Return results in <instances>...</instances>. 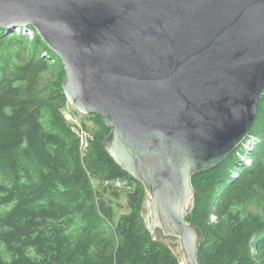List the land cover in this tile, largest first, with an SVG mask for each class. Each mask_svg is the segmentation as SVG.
Instances as JSON below:
<instances>
[{
  "label": "water",
  "instance_id": "95a60500",
  "mask_svg": "<svg viewBox=\"0 0 264 264\" xmlns=\"http://www.w3.org/2000/svg\"><path fill=\"white\" fill-rule=\"evenodd\" d=\"M32 28L63 92L110 129L103 145L146 194L154 242L199 264L192 178L247 137L264 90V0H0V28Z\"/></svg>",
  "mask_w": 264,
  "mask_h": 264
},
{
  "label": "trees",
  "instance_id": "16d2710c",
  "mask_svg": "<svg viewBox=\"0 0 264 264\" xmlns=\"http://www.w3.org/2000/svg\"><path fill=\"white\" fill-rule=\"evenodd\" d=\"M64 79L35 32L0 28V264H181L146 229L147 194L105 150L103 119H66ZM247 138L192 178L199 264H264V90Z\"/></svg>",
  "mask_w": 264,
  "mask_h": 264
},
{
  "label": "rangeland",
  "instance_id": "374dc122",
  "mask_svg": "<svg viewBox=\"0 0 264 264\" xmlns=\"http://www.w3.org/2000/svg\"><path fill=\"white\" fill-rule=\"evenodd\" d=\"M88 116L89 115H84L78 112L73 107V105L68 101V104L66 106V111H65V117L67 120L71 121L73 124L78 125V127H81V123L84 122L90 129H93L96 126L95 121L92 118H89ZM249 148H250V145L245 149L248 150ZM122 193H123L122 199L124 201L125 200L124 194H126V191L122 190ZM123 211H124V208L119 209V212H123Z\"/></svg>",
  "mask_w": 264,
  "mask_h": 264
},
{
  "label": "built area",
  "instance_id": "2783aa9c",
  "mask_svg": "<svg viewBox=\"0 0 264 264\" xmlns=\"http://www.w3.org/2000/svg\"><path fill=\"white\" fill-rule=\"evenodd\" d=\"M14 32H17V33H22L23 35H26L30 40L33 38V35H34V30L32 28H15L14 29ZM80 142H81V145L82 147H85L86 146V134L85 133H80ZM252 144V141H249V139L247 138V142L243 145V148H247L249 145L251 146ZM116 186H121L123 185L121 182H116L115 183Z\"/></svg>",
  "mask_w": 264,
  "mask_h": 264
},
{
  "label": "bare ground",
  "instance_id": "6f19581e",
  "mask_svg": "<svg viewBox=\"0 0 264 264\" xmlns=\"http://www.w3.org/2000/svg\"><path fill=\"white\" fill-rule=\"evenodd\" d=\"M237 148H239V146H238ZM235 149H236V148H235Z\"/></svg>",
  "mask_w": 264,
  "mask_h": 264
}]
</instances>
